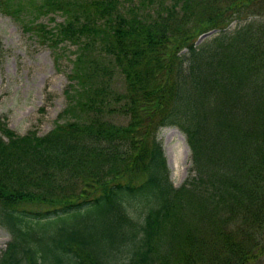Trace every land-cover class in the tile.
<instances>
[{"label": "trees", "instance_id": "1", "mask_svg": "<svg viewBox=\"0 0 264 264\" xmlns=\"http://www.w3.org/2000/svg\"><path fill=\"white\" fill-rule=\"evenodd\" d=\"M0 11L56 54L76 46L51 131L22 135L0 115V227L11 236L0 264L264 255V0H0ZM234 20L248 21L232 30ZM166 126L191 150L179 186Z\"/></svg>", "mask_w": 264, "mask_h": 264}, {"label": "rangeland", "instance_id": "2", "mask_svg": "<svg viewBox=\"0 0 264 264\" xmlns=\"http://www.w3.org/2000/svg\"><path fill=\"white\" fill-rule=\"evenodd\" d=\"M62 21L60 14L55 15ZM248 20H234L235 29ZM39 22L54 23L49 16ZM204 39V38H203ZM76 46L64 45L59 53L38 36L25 32L19 21L0 11V115L10 128L19 134L35 130L39 135L51 131L59 114L67 105L65 89L69 84ZM171 178L181 185L191 168V150L183 132L175 126H166L159 132ZM11 240L9 232L0 227V257ZM250 264H264V255Z\"/></svg>", "mask_w": 264, "mask_h": 264}, {"label": "water", "instance_id": "3", "mask_svg": "<svg viewBox=\"0 0 264 264\" xmlns=\"http://www.w3.org/2000/svg\"><path fill=\"white\" fill-rule=\"evenodd\" d=\"M212 33H213V31H211V32H209V33H206V34L202 35V37H200V39H199L198 42L202 41L203 38H206L207 36L211 35Z\"/></svg>", "mask_w": 264, "mask_h": 264}]
</instances>
